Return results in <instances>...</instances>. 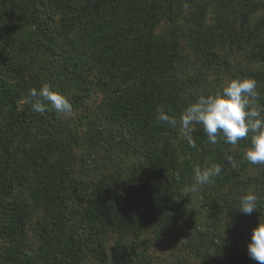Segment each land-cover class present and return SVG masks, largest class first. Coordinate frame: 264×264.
I'll use <instances>...</instances> for the list:
<instances>
[{"label":"trees","instance_id":"1","mask_svg":"<svg viewBox=\"0 0 264 264\" xmlns=\"http://www.w3.org/2000/svg\"><path fill=\"white\" fill-rule=\"evenodd\" d=\"M237 77L264 105V0H0V264H259L251 133L192 147L157 120ZM44 84L71 116L33 111Z\"/></svg>","mask_w":264,"mask_h":264},{"label":"clouds","instance_id":"2","mask_svg":"<svg viewBox=\"0 0 264 264\" xmlns=\"http://www.w3.org/2000/svg\"><path fill=\"white\" fill-rule=\"evenodd\" d=\"M29 95L36 98L32 103L33 111L41 115L49 110L64 116L73 114L71 101L48 84L39 89H30ZM260 97L255 79L237 77L228 81L219 92L200 95L196 102L181 113L179 124L176 118L162 110L158 112L157 120L174 128L178 126L192 147H195L192 133L196 125H202L211 144L223 140L226 144L236 146L251 133V144L244 158L252 165H264V105L259 103ZM194 171L195 182L185 188L186 193H195L200 186L213 183L214 177L219 176L222 169L220 165H212L203 169L196 167ZM257 200V195L249 191L240 197L238 209L244 214H251L258 210ZM248 252L253 260L264 264V221L261 219L252 231Z\"/></svg>","mask_w":264,"mask_h":264}]
</instances>
